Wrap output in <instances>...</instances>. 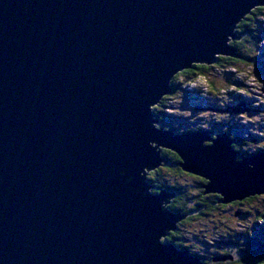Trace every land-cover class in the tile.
Returning a JSON list of instances; mask_svg holds the SVG:
<instances>
[{
	"label": "water",
	"instance_id": "95a60500",
	"mask_svg": "<svg viewBox=\"0 0 264 264\" xmlns=\"http://www.w3.org/2000/svg\"><path fill=\"white\" fill-rule=\"evenodd\" d=\"M258 7L0 0V264H203L163 242L187 214L149 174L172 151L228 205L264 195V151L241 159L226 132L160 128L152 108L179 72L240 58L230 38Z\"/></svg>",
	"mask_w": 264,
	"mask_h": 264
},
{
	"label": "rangeland",
	"instance_id": "374dc122",
	"mask_svg": "<svg viewBox=\"0 0 264 264\" xmlns=\"http://www.w3.org/2000/svg\"><path fill=\"white\" fill-rule=\"evenodd\" d=\"M261 9L263 13L257 16V19L262 23L253 24L256 25L253 27V33L244 35L245 40L242 48V53L245 55L251 49L258 50L261 58L255 67L248 62L239 60L241 63L236 64L235 68L230 65L222 67L212 64L214 68L206 72L205 78L198 76L199 78L194 77L196 80L192 79V81H189V79H184L183 76H180L175 80V83L180 85L181 88L176 90V93L165 95L162 99H165L164 103L161 101L159 104L163 108L155 106L152 110L158 109L159 111H165L170 114L173 123L182 132L195 128L207 129L210 128L209 124L228 119L239 125V133L241 134L238 133V135L244 136L243 141L246 140L247 142V144H241L236 149L237 152L242 151V153L249 155L248 152L261 147L264 139V7ZM239 37V40L230 38L229 45L234 46L233 43L235 42L238 44L242 43L244 38L241 35ZM256 44L259 46H256ZM208 81H212L218 90L210 93ZM208 102L211 105L210 108L213 105V110H209V107H204L206 104L209 105ZM217 107L224 109H218ZM229 107L239 109V112L222 113L215 110H231ZM158 127L165 129L160 125V122ZM166 130L176 131L177 129ZM230 132L235 134L234 130L230 129ZM250 135L254 136L256 142L249 140ZM163 152L167 154L169 160L176 161L175 156L177 158V154L169 150H163ZM256 152L259 151L256 150ZM256 152L252 153L255 154ZM167 164L169 165L170 163ZM179 166L177 164H172V168L169 166H161L159 168L160 181L166 183L167 187L183 188L185 195L188 197L190 208H197L198 204L202 206L205 202L204 198L207 196L210 198V196L216 195H203L205 189L201 187V183L204 182L206 184V181L202 177L187 172H183L184 175L180 176L181 174L178 171L181 168ZM149 180L154 179L151 176ZM156 187L157 189H154L153 186V190L151 188L152 193L154 191H156V193L154 192L155 194H160V192L165 191L172 192L170 189L160 190L159 188L161 187ZM258 197L261 198L253 202L249 208L245 206H241V208L240 206H233L232 204L229 206V204L225 205L220 203L219 206H216L218 207L217 210H203L201 214L195 211L191 215H187L185 219L177 224V230L179 232L176 234L178 236L176 239L177 243L182 247L180 250H188L190 253L200 255L209 264H223L228 262V259L231 260V257L221 256V252H219V250H222L221 247L229 246L232 250H239V248L244 247L249 248V251L250 248H256L257 245L254 246L255 244L253 245L251 241L255 239L257 242V239L262 235H260L258 224L264 225V220L257 221L256 224L254 214L250 215L247 212H251L257 208L264 210V195ZM174 200L172 198L165 207L169 208L171 204H174ZM241 211L246 213V215L240 214L239 212ZM217 258L220 259L217 260Z\"/></svg>",
	"mask_w": 264,
	"mask_h": 264
},
{
	"label": "trees",
	"instance_id": "16d2710c",
	"mask_svg": "<svg viewBox=\"0 0 264 264\" xmlns=\"http://www.w3.org/2000/svg\"><path fill=\"white\" fill-rule=\"evenodd\" d=\"M261 10L262 9L260 7L254 9L249 15L246 16V18L237 27L238 34L241 35L242 38H244L242 43H240V44H238L236 42L233 43L234 47H236L238 49V53L240 55V58L234 59V58H230V57H219V58H217L218 60L215 63L216 66L226 67V66L230 65L231 67L235 68L236 64L241 63L239 60H242L244 62H248L249 64L253 65V67L256 66L257 62L259 63V61H260L259 59L261 58V55L258 53V50L251 49L249 51V53L247 55H245V54L242 53V48H243V42L245 40V36L244 35L253 33V30H254L253 27L256 26V25H253V24H255V23L261 24L262 23V22L260 23V21L257 19V16H260L263 13V12H261ZM256 46H259V45L256 44ZM211 68L213 69L214 66H212V65L208 66V65H203L202 64V65H193V67L191 69L182 71L178 76L174 77V80L171 82L172 92L176 93V90H179L181 88L180 85H177L175 83V80L178 77L183 76L184 79L185 78L189 79V81H192V79H195L198 76L205 78L206 72L209 71ZM208 84H209L210 93H212V91L218 90L217 86H215L212 81H210V82L208 81ZM229 84H231V83H229ZM164 101H165V99L162 100V103H164ZM159 106H157V107L158 108L162 107V105L160 107ZM204 107L205 108H207V107L210 108L211 105L209 103V105L206 104ZM212 107H213V105H212ZM153 113L155 114L156 118L159 119L160 125L163 126L165 129H174V130L177 129L176 130L177 132H182V130H180L179 128H177V126H175V124L172 121V118H170L171 117L170 114L166 113L165 111H159L158 109L157 110L154 109ZM227 134L230 135L232 139H234V142H233V147L234 148L240 147L241 144L242 145L243 144H247L246 140L243 141L244 140V136L234 135L231 132H227ZM239 134H241V133H239ZM263 136H264V134H263ZM251 137L249 138V140L250 141H254V136H251ZM262 150H264V146H263ZM238 153L240 155L239 158H241V159L244 158L245 155L247 154V153H241V152H238ZM163 155L168 158L166 153L163 152ZM175 160H176L175 164L180 165L181 160H180V158L178 156H177V158L175 156ZM163 166L168 167V165H166V164L163 165ZM178 172H179V174H181L180 176L184 175L182 173L183 172L182 169H179ZM151 176L154 179V180H151V184H152V186H154L155 189H157L156 186L161 187V188H159L160 190H162V189H170L177 196V198L173 201L174 204H171L169 206V208H168L171 212H181L182 214L191 215L193 212H195V211L197 212L198 211V213L201 214V212L203 210H207V211L217 210L218 207H216V206L220 205V202H219L220 201V196L212 195V196H210V198H208L209 196L204 198L205 202H204V204L201 207H199V205H198V207H197L198 209L196 207H193V209H192V208L189 207L190 205L188 204V202H189L188 201V197L185 195V190L183 188L170 187V186L167 187L166 183H162L160 181V170L149 174V177H151ZM203 184H205V183L202 182L201 183V187H203ZM201 187H198V188H201ZM259 198H261V197L255 196V197L248 198V199H245L243 201H237V202H234V203H231V204L233 206H240V207L241 206H245L246 208L247 207L249 208L253 204V202L259 200ZM229 206H231V205L229 204ZM220 207H223V206H220ZM242 214L246 215V213H242ZM247 214H250V215L254 214L255 223L257 221L260 222V221L264 220V210H261V209L257 208V209H255V210H253L251 212L248 211ZM258 226H259L260 235L261 234L262 235L261 236L259 235L260 237H259V239H257V242H256L255 239H252V241H251L253 245L255 244L254 246L257 245L256 248L255 247L254 248H250V251H249V248H244V247L243 248H239V250H237V249L236 250H232L231 248H229V246L228 247H221L222 250H219V252H221L220 253L221 256L227 257V258L231 257L230 258L231 260L228 259V262L223 263V264H264V242H263V240H264V225L263 224H261V225L258 224ZM178 232H179V230L171 232L165 239H163V242L166 243V244H173L178 249H182V247H180V245L177 243V239H176L178 237V236H176V234ZM193 255L201 257L200 255H197V254H193ZM256 257H259V258H256ZM203 258H202L203 264H209L208 261H206ZM215 264H221V263H215Z\"/></svg>",
	"mask_w": 264,
	"mask_h": 264
},
{
	"label": "flooded vegetation",
	"instance_id": "af4514ba",
	"mask_svg": "<svg viewBox=\"0 0 264 264\" xmlns=\"http://www.w3.org/2000/svg\"><path fill=\"white\" fill-rule=\"evenodd\" d=\"M208 108V107H207ZM218 109H224V108H219V107H217ZM210 125V128H208V129H211L212 131H213V136H216V135H218V134H222L221 132H230V129L231 130H234V132H235V134L234 135H238V133H239V131H240V129H239V125H237V123H234V122H231L230 120H228V119H225V120H220V121H218V122H216V123H213V124H209ZM176 132V131H175ZM239 136V135H238ZM252 142H256L255 141V139H254V141H252ZM263 146H264V139H263V145H261V147H258V149H256V150H258L259 152L261 151H264V150H262L263 149ZM237 147V146H236ZM238 148V147H237ZM237 148H235V149H237ZM256 150H252V152H256ZM241 153H242V151H241ZM254 154V153H253ZM246 156V155H245ZM167 158V157H166ZM171 159V158H170ZM167 160H169V157H168V159ZM170 162H171V160H170ZM173 162H174V164H175V161L174 160H172V162L168 165L170 168H172L171 167V165L173 164ZM175 168H178V167H176V166H174ZM154 172H156V171H154ZM153 173V172H152ZM183 173V172H182ZM171 193H173V192H171ZM205 195V194H204ZM175 198L174 199H176L177 198V196L175 195L174 196ZM199 205V204H198ZM199 207H201V204L199 205ZM242 213H244L243 211H241L240 212V214H242Z\"/></svg>",
	"mask_w": 264,
	"mask_h": 264
},
{
	"label": "bare ground",
	"instance_id": "6f19581e",
	"mask_svg": "<svg viewBox=\"0 0 264 264\" xmlns=\"http://www.w3.org/2000/svg\"><path fill=\"white\" fill-rule=\"evenodd\" d=\"M260 8H262V7H260ZM239 36H240V35H239ZM218 58H219V57H218ZM217 60H218V59H217ZM214 65H215V64H214ZM171 86H172V85H171ZM172 93H173V92L171 91L170 94H172ZM170 94H169V95H170ZM160 103H161V102H160ZM160 103H159V104H160ZM159 104H158V105H159ZM158 105H157V106H158ZM215 110L217 111V109H215ZM211 112H212V111H211ZM242 140H243V139H242ZM154 189H155V188H154ZM152 190H153V188H152ZM152 190H151V191H152ZM154 192L156 193V191H154ZM154 192H153V193H154ZM174 198H175V197H174Z\"/></svg>",
	"mask_w": 264,
	"mask_h": 264
}]
</instances>
